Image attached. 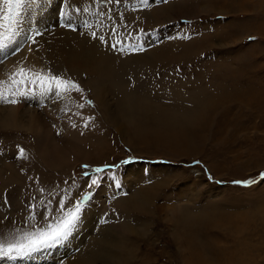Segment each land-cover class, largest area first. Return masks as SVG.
I'll return each instance as SVG.
<instances>
[{
    "label": "rangeland",
    "instance_id": "374dc122",
    "mask_svg": "<svg viewBox=\"0 0 264 264\" xmlns=\"http://www.w3.org/2000/svg\"><path fill=\"white\" fill-rule=\"evenodd\" d=\"M57 1L60 0H52L51 5ZM213 3V0H149V6L145 7L140 0H121L119 4L115 0L111 3L94 0L77 5L76 8H87L88 11H84L81 17H71L75 18L72 19L75 29L78 20L88 13L93 14L82 26L79 25V31L87 28L90 20L100 24L99 18L96 19L97 12L113 5L122 14L128 10L135 15L136 21L130 31L118 26L115 35L105 36L106 39H114L115 44L121 41L117 46H122L124 52H133L132 48L137 46L141 48V41L145 38L154 45L170 39L178 42L182 59L177 66L171 64L166 71L158 68L157 77L155 70L143 75L147 84H151L148 85V93L158 97L163 105H193L191 99H181L169 91V81L173 80L181 83L179 89L185 95L205 90L208 93L204 96L213 98L227 90L230 101L216 108L215 112H207L209 123L206 127L183 126L185 134L190 135L189 141L180 136L174 143H166L161 141L162 134H151L155 126L153 114L136 122L142 126L139 132L144 133L143 137L128 131L126 125L122 136L109 117L101 123L97 112L103 109V105L107 106L103 101L99 103L98 99L115 102L114 90L104 88L102 94L95 98V89L80 83L87 80L86 74L81 78L80 75L71 76L84 91L82 94H66L63 106L69 101L71 105L62 108L58 118L63 121V115H68L64 118L76 125L72 126L76 131L62 128L63 122H51L46 115L47 109L44 115L49 127L40 129L43 133L47 131L50 137L54 135L61 139L63 135L65 140H45L41 134L43 138L39 145L34 132L0 123V186L3 185L0 188V242L8 243L19 237L22 231L42 223L39 214L47 216L48 211L55 214L58 201L65 202L66 208L71 207L75 200L91 191L92 197L79 226L82 219L85 220L87 227L83 237L89 234L96 237L102 229L109 233L107 235L111 236L113 243L110 247L117 255L112 264H264V177L261 176L264 173V34L256 35L259 31L254 29L258 27L254 22H246L239 25L243 34L235 36L238 25L230 21L259 15L264 23V0L261 5L241 0L236 6L221 4L217 7L223 6V9L208 13L201 11L206 6L213 7ZM51 5L35 15L25 14L21 25L23 40L20 39L18 48H27L32 37L26 34L28 27L39 28L41 19L51 16L49 11L55 8ZM67 6L66 10H73L69 4ZM163 6L168 8L170 18H165L159 11ZM0 9H6L2 0ZM252 10L257 11L249 13ZM221 12L229 14L222 15ZM141 25L143 32L138 30ZM245 26L249 28L246 31ZM18 34L6 49H0V53L8 56L0 59L2 65L14 53L15 45L12 43L20 38ZM187 43L194 48L190 58L182 51ZM160 71L164 74L158 77ZM60 75L66 77L65 74ZM160 77L164 82L161 80L159 83ZM130 80L132 83L135 81ZM33 99L35 97L27 98L26 103ZM87 100H91L92 105L87 104ZM80 104L85 106L80 108ZM83 112H89L84 124L89 117L92 118L88 120V127L76 123L75 114ZM97 142L101 145L96 147L94 143ZM17 146L25 150L27 158L19 156ZM130 158L131 163H123ZM84 165L89 167L86 169ZM105 165L116 167L100 173L103 177L101 183L89 189L90 181L84 172L96 176L94 170ZM248 179L256 183L251 186L233 183ZM117 181L119 187L116 186ZM89 214L93 220L83 218ZM184 214L191 216L190 226L181 223ZM76 232L71 237H75ZM116 243L119 244L114 245ZM56 248H60L59 258L55 249H51L46 250L52 254L48 258L41 257L46 251L29 257L0 256V264H12V261L14 264L19 261L21 264H56L58 259H62L60 264L71 261V264H80L74 257H63L65 247Z\"/></svg>",
    "mask_w": 264,
    "mask_h": 264
},
{
    "label": "bare ground",
    "instance_id": "6f19581e",
    "mask_svg": "<svg viewBox=\"0 0 264 264\" xmlns=\"http://www.w3.org/2000/svg\"><path fill=\"white\" fill-rule=\"evenodd\" d=\"M93 1L94 0H67V3L69 4L71 9H74L79 4H89ZM53 5L55 6V8L49 11L51 12V16H45L44 19H41V25L40 27L38 26L39 28L35 29L33 28V25L28 27V33H26L27 35L35 36V33L37 31H39L41 35L35 36V43H33L32 39L30 38V43L28 42L29 45L27 44V48H25L24 50L18 48L20 47L18 46V43L20 39H22L21 37L24 34L23 32H21L22 29L20 30V38L15 40L14 43H12L13 45H15L13 46L14 53L10 54V58L12 57V59L9 58V60H6L4 65L0 63V80H7L8 76L13 71H15L18 66H24L33 70H46L48 68H52V71L54 73L65 74L66 77L70 76V78L71 76L75 77L77 75H80L81 78V75L83 76L84 74H86V76L88 77L87 80L84 83L83 81L80 83L81 85L86 84L93 87L96 92V97L94 95L95 98H98L102 94V90L104 88L109 87L114 90L113 94L117 96V100L115 99V102H108L106 99H98L99 103H102L101 101H103L107 106L106 108L103 105V109H101L100 112H97V117L99 118V121L101 123L107 121V118L109 117L110 119H113L118 132L122 136L124 135L123 126L126 125L125 128L128 131L130 130L133 132L134 135L136 134L138 136L143 137L144 133L139 132L140 129H142V126L139 125L140 123L137 124L136 122L141 121L147 116L153 114V117L155 119H152V121L153 125L155 126H153L154 129L150 128L153 130L151 134H162L163 139L161 141H165L166 143L167 141L175 142L180 136H184V138L189 141L191 139L190 135L185 134L186 131L184 130L183 126L186 127L187 125H198L199 127H206L209 123V119L206 117L207 112H215L217 110L216 108H220L226 103V101H230V97L229 95H227V90H223L221 95L215 96L213 98H211L210 95H207L209 96L208 98L205 97V93L207 92L205 90H200L199 92L201 93L192 92L188 95H185L179 89L181 83L175 82L173 80L169 81L171 83L169 91L174 92L181 99L184 97L191 99L193 105L190 106L177 103L172 107L165 104L164 106L163 103H160L158 101V97H153L152 95L150 96V93H148V85L151 84H147V79L143 77V75H145L147 71L155 70L157 77L158 68L160 70L164 69L163 71H166L168 70L169 66H171V64L175 63L174 66H177V63L182 58L179 44L175 39L161 41L159 45H154L150 40L147 41V39L145 38L146 40L144 39L143 41H141V44L139 43L141 45L142 51H119L118 49L120 47L116 46L115 48H113L109 46L111 44H115L114 39L105 38V41H100L99 39L93 36V33L96 34V37H110L111 34H116L115 31L118 26H121V29H124L125 31H130V29L133 28L136 19L135 15H131L128 10L122 11L124 12L122 14L121 11H118L116 9V5H113L110 8L107 7L106 10L102 12H97L98 14L96 19L99 18L98 20H100V24L96 25L93 20H90L89 26L83 29L82 31H79V29H77L79 25H81L85 20H88V17L90 18V15L93 14L88 13V15H86L85 17L83 16L82 20H78L76 22L78 23V25L76 29L73 30L63 26L67 23V20L64 19V22V20L60 17V1L53 3L51 6ZM159 11L165 15V18H170L168 14V8L166 6L161 7ZM79 15L80 17L84 15V11L82 10L79 14H73V16L76 17H78ZM121 16H129V18L123 19ZM24 26L26 27L25 24ZM138 30H142V25L138 28ZM32 32L35 33L33 34ZM189 44L190 43H187L184 46V49L181 48L183 49L182 51L184 52V54L188 56L187 58H190V52H194V48H192L191 44L190 48H187V45ZM0 54H2V57L0 56V59L3 60L8 58V56L4 55L6 53L3 54L1 52ZM0 62L2 61L0 60ZM158 74L159 77L161 76V74L163 75L164 73L160 71L158 72ZM169 74H171V71H169ZM162 77H160L159 83L161 82V80L163 81ZM167 78L170 77L168 76ZM130 79L135 80L134 83H132ZM165 82L167 84V81ZM151 91L152 89L150 90V92ZM37 99H39V101ZM33 100H35L34 103ZM33 100L32 102L28 100L30 103H26V99L25 102L22 101L16 105H0V123H3L7 126H12L16 129L22 128L34 132V134H36L37 136L36 140L39 145L41 144V139L43 138V135L45 137V140H65V136L63 135L61 139L57 138L54 135L50 137L49 134H46L47 131H45L46 133H43V131L40 130L42 128L45 129L49 127L47 122L48 120L46 121V116L44 115V111L47 109L46 115H48L51 122H63L64 124L62 125V128L66 127V130L68 131H76L75 128L72 127L73 124H71L69 120L65 119L66 117H68V115H63L65 117H63V121H60V119L58 118V113H61V109H65L69 105H71L70 101L65 104V106H63V99H57L55 97L48 99L42 98L38 95ZM179 102H182V100H180ZM30 104L34 105L29 107ZM88 114L89 112L75 114L77 119L76 123L80 126H84V119L88 116ZM60 116L61 115H59V117ZM151 136L149 135V137ZM99 144L101 145V142L94 143L96 147ZM2 186L3 185L1 184L0 188ZM148 210L149 208L146 211ZM189 216L190 215L187 216L186 214H184V220L182 219L181 223L190 226L191 216ZM83 218L87 220H93V216H91L90 214L85 215ZM83 221L85 220L82 219V222ZM82 222L78 227L77 232L75 231L76 236L71 237V239H69L62 245V247L66 248L65 255L63 257H74V260H76L80 264H97L98 262H106L108 264H112L113 259L117 255L114 254L113 249L110 247L113 243L111 236L107 235L109 233L102 229L100 235H97L96 237H93L90 234L88 236L83 237L87 224L85 222ZM129 229L131 230V227ZM79 231L80 233L78 236ZM67 242L69 244H67ZM118 244L116 243L114 245ZM54 249L57 252V258L61 257V255H59L60 252H58L60 248ZM50 255H52L51 252L46 251V254L44 255L43 253L41 257L47 256L48 258L50 257ZM61 261L62 259H58L57 263L60 264ZM63 262L65 261L63 260ZM71 262L68 263L71 264ZM12 264H14L13 261ZM17 264H21V262L19 261Z\"/></svg>",
    "mask_w": 264,
    "mask_h": 264
},
{
    "label": "snow or ice",
    "instance_id": "6c2138e0",
    "mask_svg": "<svg viewBox=\"0 0 264 264\" xmlns=\"http://www.w3.org/2000/svg\"><path fill=\"white\" fill-rule=\"evenodd\" d=\"M6 5V9H0V49L7 48L13 41L14 37L20 32L22 21L25 18L26 13L37 14L38 11L42 12L46 10L52 3V0H2ZM99 2V0H98ZM106 2H113V0H106ZM121 0H115V3L119 4ZM145 6H149V0H140ZM59 14L62 18L67 20L64 27L75 30V25L72 22L71 17L73 14H79L82 9L74 8L72 11L66 10L67 0H60ZM83 11H88L84 8ZM142 31V30H141ZM41 33L37 31L35 36H39ZM35 36L31 39L35 43ZM100 41H105L104 36L96 37ZM254 39V38H251ZM121 41H117V44H111L110 47L115 48ZM123 51V47L120 48ZM133 51L142 50L140 47H133ZM81 85L71 78L65 77L60 74L53 73L49 68L47 70H33L24 66H18L13 71L7 80H0V104L3 105H16L22 101H26L27 98H33L39 95L42 98L51 99L53 97L57 99H64L66 94L69 93H83ZM91 100H87V104L92 105ZM85 105L80 104L79 107L83 108ZM92 118L89 117L88 120ZM88 120L85 121L84 127H88ZM76 127L75 124L72 125ZM18 147L19 156L21 158H27L25 150ZM129 160L123 161V163H131ZM194 163L198 164L199 161ZM84 168H88V165H84ZM116 167L115 165H105L103 168H96L94 171L96 176L90 175L88 171L84 172V176L88 177V188L92 189L98 186L103 179L100 173L105 172L106 169ZM264 177V173L261 174ZM236 184H243L244 186H251L256 183L253 179L244 181H234ZM116 186L119 187V181L116 182ZM92 197L91 191L82 197L75 200L71 207L66 208L65 202L58 201V208L55 214L52 211L47 212V216L39 214L42 223L34 224L30 230L22 231L19 237L13 238L8 243L0 242V256L4 257H29L34 253H40L46 250H51L57 246L63 245L73 235L79 226L83 212L87 208V204ZM71 203L70 201H66ZM35 208V205H31ZM33 217L32 219H34ZM21 231V230H17Z\"/></svg>",
    "mask_w": 264,
    "mask_h": 264
},
{
    "label": "crops",
    "instance_id": "0c3cea01",
    "mask_svg": "<svg viewBox=\"0 0 264 264\" xmlns=\"http://www.w3.org/2000/svg\"><path fill=\"white\" fill-rule=\"evenodd\" d=\"M214 1V3H213V7H207L206 6V8L205 9H201V11H203L204 13H208V12H210V11H214V9L215 10H217L218 8H220V9H223L224 7L223 6H219V7H217V5H221V4H224V5H226V4H232L233 6L235 5L236 6V4L237 5H239V3L241 2V0H230V2H225V1H223V0H213ZM246 1H249V0H246ZM250 1H255V4L254 5H257V3L259 4V5H261V2H263V0H250ZM257 2V3H256ZM201 4L202 3H204V4H206L205 2H200ZM207 5V4H206ZM219 9V10H220ZM257 10H252V11H249V13H253V12H256ZM221 14L222 15H227V14H229V13H226V12H221ZM257 14L256 13H254V16H256ZM259 16V15H258ZM258 16H256L255 18H253V17H250L249 19H245L246 17H243V19H239V18H235V19H231L230 21H231V23L232 24H236V26L238 25V27L235 29V31H234V34H235V36H237V35H239L240 33L241 34H243V32H242V29L241 28H239V25L242 23H244V25H245V23L246 22H249L250 24H252V22H254V24H255V27L257 26L258 27V29H254V30H258L259 32H256L257 34L256 35H261V34H264L263 32H264V23H262V19L261 18H259ZM254 19V21H250V20H253ZM246 27V26H245ZM245 30L244 31H246V30H248L249 28L248 27H246V28H244ZM240 34V35H241Z\"/></svg>",
    "mask_w": 264,
    "mask_h": 264
}]
</instances>
